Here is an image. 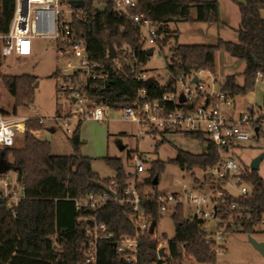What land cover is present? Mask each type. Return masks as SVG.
Segmentation results:
<instances>
[{
	"label": "trees",
	"instance_id": "16d2710c",
	"mask_svg": "<svg viewBox=\"0 0 264 264\" xmlns=\"http://www.w3.org/2000/svg\"><path fill=\"white\" fill-rule=\"evenodd\" d=\"M138 1V7L130 13H143L152 19L158 28L157 45L161 47L169 44L174 35L170 28L173 21L221 22L218 0ZM233 1L238 4L241 17L238 40L228 41L219 37L215 44H174L170 49L168 79L161 83L153 78V85L148 87L152 99L173 91L179 75L200 69L215 73L216 55L221 50L246 62L242 84L238 82L236 74H230L221 85V89L233 99L254 91L257 81L264 79V0ZM61 3L68 4V0H61ZM14 9L15 0H0V32L8 30ZM71 24L86 42L91 60L97 63L94 70L98 78L89 79L86 89L94 104L114 109L130 105L137 97L139 88L147 86L145 81L137 79V74L146 71L144 66L151 57L146 52L139 24L128 15L121 14L115 0H109L103 7L96 6L94 0H86L85 7L73 8ZM175 32L178 36L179 31ZM110 42L116 48V58L109 55ZM1 67L2 61L1 85L14 98L13 112L3 111L17 114L19 107L32 102L38 78L33 74H3ZM60 75L58 70L54 73V76ZM256 114L255 127L258 128L259 137L264 123V100ZM82 122H78L70 137L73 154L53 153L51 142L40 139L36 134L45 126L39 119L27 122L23 145L4 150L7 156L13 158L17 182L22 187L23 195L17 203L0 197V264H85L90 243L86 230L89 226L93 227L90 218L105 223L107 231L112 233L110 239L101 238L98 242V264H127L122 255L116 252L114 244L122 236L135 234L132 208L111 199L96 209H77L76 199L90 193L109 192L113 196L112 186L122 193L130 185L132 174L127 173L123 160L118 157L104 158L114 170V177H102L94 170L93 159L81 152ZM174 131L178 130L155 129L151 133L161 134L163 142L164 134ZM181 132L207 141L208 148L202 153L178 148L171 162L189 171L206 169L217 163L220 155L218 148L205 133ZM224 152L228 153L229 149L225 148ZM133 153L130 152V157ZM166 164L160 159L151 162L144 183L139 186L142 194L147 187L157 188L159 183L154 185L153 179L158 176L160 182ZM240 171L243 181L251 184L250 193L236 197L227 190L218 214L228 219L229 207L236 202L242 215L236 218L234 225H228L226 232L252 234L256 226L264 222V179L257 170L241 166ZM6 174H0V177ZM198 182L200 179L195 178V183ZM143 207L157 227L163 216L157 202L147 198ZM173 218V237L168 238L163 234L167 244L166 254L159 258L162 240L147 233L140 239L138 264H187L191 260L215 264L217 254L206 241V220L185 217L184 205L177 206Z\"/></svg>",
	"mask_w": 264,
	"mask_h": 264
},
{
	"label": "built area",
	"instance_id": "2783aa9c",
	"mask_svg": "<svg viewBox=\"0 0 264 264\" xmlns=\"http://www.w3.org/2000/svg\"><path fill=\"white\" fill-rule=\"evenodd\" d=\"M108 1L94 0V3L98 7H103ZM68 5H70L69 2ZM115 5L121 14L128 15L135 23L139 24L145 43L148 41L152 45L151 47L157 45L158 28L152 19L143 13H130L132 9L138 7V0H115ZM73 8L76 7L71 6L70 19L68 20L62 9L61 0H15V9L9 28L5 32H0V61L2 63L12 56L18 58L33 55L37 38L52 39L55 41L60 55L78 59L79 66L72 73L60 71L66 84L60 87V91L65 95L69 94L74 103L80 104L74 111L58 115V118H63L66 121L67 126L70 125V119L73 116L78 122L88 119L107 120V111L103 108L105 105L94 104L95 102L86 91L88 80L98 78V74L94 70L97 63L91 60L86 42L71 24ZM77 16L79 17V15ZM144 31L147 36L144 35ZM68 65L72 66V63L69 62ZM207 72L209 71L200 69L189 74L179 75L173 91L154 99L150 97L148 86L141 87L134 101L121 109L124 120L136 122L140 126L146 125L149 127V132L155 129H171L205 133L217 146L220 155L214 166L203 169L205 171L204 179L195 183L194 188L202 191L208 189L209 194L189 191L187 185H184V190L179 192L162 193L155 188L148 190L146 188L142 194L139 191V186L144 183L145 177L139 180L137 175L136 182L130 183L122 193L117 192L112 186L110 189L113 196L109 192L90 193L76 199L77 209H96L111 199L132 208L131 219L135 224V234L122 236L114 244L116 252L122 255L127 264H138V250L142 236L149 233L153 235V238H156V228L153 233L150 232L152 222L147 210L143 207V202L147 198L157 202L161 213L169 210L174 212L178 205L187 204L191 211L189 214L184 212L185 217L204 220L216 218L218 221L216 233L211 234L205 231L207 232L206 241L211 244V250L215 251L217 255L218 251L225 247L221 244L224 242L228 225H234L236 218L242 215L236 202H233L229 207L228 219L218 213L221 211L219 206L226 196L227 184L231 183V180L238 181L240 185L244 182L241 177V165L232 151L241 142L250 139L249 127L256 129L257 112L250 108L249 111L242 112L236 119L225 115L220 104L231 105L234 99L222 89L218 93L209 92L204 80ZM259 76L261 77L262 74L260 73ZM195 77L198 80H195ZM149 78L151 77L147 71L137 74V79L140 81H146ZM182 95L184 101L181 100ZM32 119H39L44 123L43 119L37 116H18L14 113H5L0 109V148L4 151L15 146L19 134L24 135L27 122ZM68 130L70 131V128ZM225 148L229 149L228 153L224 152ZM131 159L136 173L148 172L145 155L135 152ZM12 185L7 174L0 177V197L8 198L10 203H17L22 197L23 191L22 195L18 197L17 187H12ZM1 186L3 187L1 188ZM241 192V195H247L250 193V188L242 185ZM90 221H92L93 227L89 226L86 230L87 236L90 237V243L85 254V264H98V242L101 238L110 239L112 233L107 231L105 223H98L92 218ZM161 247H164L167 252L165 244L160 242L159 249ZM162 256L159 254V258Z\"/></svg>",
	"mask_w": 264,
	"mask_h": 264
},
{
	"label": "rangeland",
	"instance_id": "374dc122",
	"mask_svg": "<svg viewBox=\"0 0 264 264\" xmlns=\"http://www.w3.org/2000/svg\"><path fill=\"white\" fill-rule=\"evenodd\" d=\"M221 7L220 23L197 22V21H173L170 28L174 31L173 37L169 44L164 46L154 45V53L144 66L149 77L155 78L161 83L168 79V61H170L171 47L176 44H215L218 37H224L228 41L238 40V28L240 27V10L238 4L233 0H218ZM62 9L65 11L66 18L70 19L71 6L63 4ZM224 16V17H223ZM175 31H179L178 36ZM146 35V31H144ZM148 41L145 48L151 47ZM227 59L231 55L225 50L217 53L216 73L207 72L204 76L206 88L210 92L218 93L221 91V85L227 74H238V81L241 83L242 78L239 75L238 63L231 64ZM233 58V57H232ZM235 59V58H233ZM71 62L72 66L68 63ZM78 59L68 55H60L55 41L50 38H37L35 40V50L33 55L28 57L12 56L2 63V72L7 75L33 74L37 76L38 86H34V97L29 105L21 106L17 110L18 116L40 117L44 121V128L36 134L40 139L48 140L52 144L54 154L69 155L74 153L70 137L78 125L75 116L70 119V125H66L63 118H58V113L65 114L68 111H74L80 104L74 103L70 95H65L58 90L62 85H66L64 77L54 76V73L63 71L72 73L78 68ZM237 68V69H236ZM217 79V81H215ZM36 84V83H35ZM180 87V85H179ZM264 100V79L257 81L254 91L235 97L231 105L221 103L220 108L225 115H231L233 118H239L242 112L249 111L253 108L258 112ZM107 111V120H84L80 128L81 139L83 141L81 152L93 159V168L102 177H114V170L106 163L105 157H118L124 162L127 173L132 174L130 183L134 184L138 179L142 180L147 172L136 173L134 163L130 157V152H140L146 156V168L154 160L166 161L165 170L161 174L160 182L155 190L162 193H174L184 190L187 185L188 190L196 193L209 194V190H199L194 188L195 178L204 179L205 171L200 168L186 170L181 166L171 162V159L177 155L178 148L191 151L193 153L205 152L208 148V142L188 136L181 131H174L164 134L165 141L162 142L161 134L149 132V127L140 126L136 122L123 119L122 109H114L103 106ZM0 109L13 112L14 98L10 92L1 85L0 82ZM54 128L55 131L50 129ZM70 128V131L68 130ZM250 139L240 143L232 153L243 168L251 169V162L264 152V123L262 134L258 137L256 129L249 127ZM23 134H19L16 145H23ZM118 141L126 147L120 149ZM4 156L8 159L10 167L7 175L12 187H17V196L22 195V187L17 182L16 168L13 165L11 155L7 156L3 149L0 148V158ZM258 173L264 179V157L260 161ZM245 185L251 188L249 182L238 184V181L231 180L227 184V190L230 194L238 197L242 194L241 186ZM3 186H1L2 188ZM151 187H147V190ZM5 189V188H4ZM195 208V207H193ZM191 208L184 204V212L189 214ZM162 218L156 227V238L161 239V243L167 247L166 240H163V234L168 238L173 237L175 233V221L173 210L162 212ZM204 229L211 234L218 230V221L216 218L206 220ZM250 236L258 242L264 243V222L256 226L255 232L246 234L240 231L225 232L224 242L221 244L225 247L218 251L217 261L215 264H264V254L259 251L250 241ZM187 264H208L200 263L196 260L187 261Z\"/></svg>",
	"mask_w": 264,
	"mask_h": 264
},
{
	"label": "water",
	"instance_id": "95a60500",
	"mask_svg": "<svg viewBox=\"0 0 264 264\" xmlns=\"http://www.w3.org/2000/svg\"><path fill=\"white\" fill-rule=\"evenodd\" d=\"M69 4L73 7H76V8H83L86 6V1L85 0H69L68 1ZM147 54L149 56L153 55L154 53V48L153 47H150L147 49ZM109 55L111 58H116L117 57V51H116V48L114 47V45L110 42L109 43ZM195 80H198L197 77H195ZM154 83V80L153 78H149L145 81V84L148 86V87H151ZM38 86V82H36L35 84V87ZM181 100L184 101V96L182 95L181 96ZM75 101V100H74ZM51 131H55L54 128L50 129ZM256 132L258 134V128H256ZM118 145H119V148L120 149H125V145L122 144V142L118 141ZM264 157V152L262 154H260L259 156H257L252 162H251V169L252 170H258L259 169V164H260V161L262 160V158ZM10 167V163L8 161V159L4 156L0 158V174H3V173H6L8 171ZM159 183V177L156 176L154 179H153V184L154 185H157ZM155 223H152L151 224V227H150V232L153 233L155 231ZM250 241L254 244V246L259 250L261 251L263 254H264V243L263 242H258L256 241L254 238H252L250 236ZM159 254L160 255H164L166 254V251L164 249V247H161L160 250H159Z\"/></svg>",
	"mask_w": 264,
	"mask_h": 264
},
{
	"label": "crops",
	"instance_id": "0c3cea01",
	"mask_svg": "<svg viewBox=\"0 0 264 264\" xmlns=\"http://www.w3.org/2000/svg\"><path fill=\"white\" fill-rule=\"evenodd\" d=\"M240 1H244V0H240ZM220 12H221V7H220ZM262 16H263V18H264V9L262 10ZM224 17V16H223ZM241 18V17H240ZM220 19L222 20V17H221V14H220ZM219 37H221V36H219ZM218 37V38H219ZM221 38H223L224 40H226L224 37H221ZM216 57H217V55H216ZM228 57H226V60H228L229 61V63H230V65L231 64H234V63H238V68L240 69L239 71V75H241V78H242V81H241V83L240 84H242L243 83V77H242V74H243V72H244V70H245V68H246V62L244 61V60H239V59H233L232 57H231V59H227ZM237 69V68H236ZM216 70H217V67H216ZM216 73V72H215ZM231 74H235V73H231ZM228 75H230V74H227L226 75V77L228 76ZM237 76H238V74H236ZM226 77H225V79H226ZM238 78V77H237ZM225 79H224V81H225ZM238 80V79H237ZM215 81H217V79H215ZM223 81V82H224ZM223 82H222V84H223ZM239 82V81H238ZM222 84H220V85H222ZM229 117H231V115H228ZM89 120H94V119H89ZM97 121V120H96Z\"/></svg>",
	"mask_w": 264,
	"mask_h": 264
}]
</instances>
